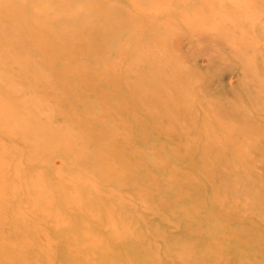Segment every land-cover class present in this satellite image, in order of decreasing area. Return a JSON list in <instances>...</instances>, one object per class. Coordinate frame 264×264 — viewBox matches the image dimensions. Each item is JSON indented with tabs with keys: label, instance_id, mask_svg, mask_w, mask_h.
<instances>
[{
	"label": "rangeland",
	"instance_id": "obj_1",
	"mask_svg": "<svg viewBox=\"0 0 264 264\" xmlns=\"http://www.w3.org/2000/svg\"><path fill=\"white\" fill-rule=\"evenodd\" d=\"M0 264H264V0H0Z\"/></svg>",
	"mask_w": 264,
	"mask_h": 264
}]
</instances>
